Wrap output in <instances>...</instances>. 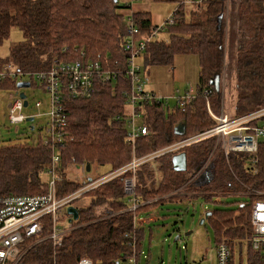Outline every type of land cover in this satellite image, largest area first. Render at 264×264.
Segmentation results:
<instances>
[{"label":"trees","instance_id":"obj_1","mask_svg":"<svg viewBox=\"0 0 264 264\" xmlns=\"http://www.w3.org/2000/svg\"><path fill=\"white\" fill-rule=\"evenodd\" d=\"M173 1L178 2L171 13L173 23L164 21L159 29L150 12L133 13L140 37L158 29L145 45L142 70L152 65H172L179 54L197 55V95L185 112L177 101L172 111L161 102H143L140 109L149 133L138 139L137 156L215 125L207 103L216 113L221 107V83L217 89L215 80L221 78L226 62V0H193L188 15L186 0ZM124 8L126 5L119 0H0V44L13 26L23 33V40L10 48L9 57L0 58V66L11 62L23 71L42 72L50 70L55 60L83 59L98 61L103 70L116 74L107 81L97 79L89 97L63 94L67 123L61 143H48L45 137L37 142L0 143V197L47 192L44 175L52 166L54 154L60 156L56 166L61 177L57 181L59 195L80 186L79 181L66 176L71 165L85 164L86 168L89 163L92 169L96 164L111 171L131 161L125 94L131 89L127 74L130 51L125 49L122 35L127 16L120 11ZM236 15L234 110L242 115L264 105V0H239ZM33 83L32 80L30 86ZM15 88L14 79L0 82V90ZM205 91L210 93L205 95ZM180 124L186 127L182 135L175 132ZM215 142V137H209L182 149L187 157L185 171L174 169L171 154L160 158L158 178L149 165H141L136 171L134 197L144 204L135 210L127 209L131 204L123 187L124 177L131 173L88 192L84 196L92 199L91 204L77 206L78 219L70 222L61 240L26 241L30 248L19 264H78L83 257L94 264H126L135 252L139 255L145 233L135 219L139 211L164 200H176L181 196L173 193L180 187H184L185 195L203 196L208 201L215 195L249 196L238 209H213L208 217L216 229L217 243L226 240L235 255L236 242L249 239L252 233V204L264 198V140L259 144L255 163L246 152L226 155L220 146L215 147ZM50 229V225L45 227L44 236Z\"/></svg>","mask_w":264,"mask_h":264},{"label":"built area","instance_id":"obj_2","mask_svg":"<svg viewBox=\"0 0 264 264\" xmlns=\"http://www.w3.org/2000/svg\"><path fill=\"white\" fill-rule=\"evenodd\" d=\"M124 17L123 39L125 49L130 51L128 59L127 74L131 80V89L126 91L127 105L131 112L127 113V141L132 146L133 156L131 161L117 169L108 171L104 174L91 175L78 180L79 188L65 194L59 195L57 181L61 179L56 173V166L60 161L59 154L52 157V166L49 170L51 174L48 180V191L37 195H11L0 197V264H19L22 257L29 250L30 246L25 242L31 239L39 241L51 239L54 243L61 240L63 235L70 228V217L66 210L69 205L75 204L88 192L96 189L100 185L115 179L116 177L127 175L123 179L126 195L130 202L128 210H135L144 203H139L134 197L136 189V171L146 163H150L155 173L158 174L156 160L164 154L172 156L183 152L185 147L197 143L209 137H215V147L220 146L226 155L232 152H246L253 157L255 163L256 153L259 144L264 140V105L242 115L229 114L221 111L213 112L210 103L207 108L211 116L215 119V125L199 131L196 134L185 136L174 141L167 146L150 151L144 155H136V145L140 137L148 135V127L144 123L143 102L164 100V97L157 93L151 92L144 88L142 77V65L138 58L142 56L145 45L148 40L154 37L157 30L165 25L173 23L171 15L164 23L153 30L148 36H139L140 30L135 22L133 14ZM83 54V53H82ZM115 78V72L105 71L102 69L100 62L76 59L70 61L55 60L52 68L48 71L28 72L23 71L11 62L3 63L0 66V82L14 79L16 88L13 90L12 98L7 104V116L11 124H18L29 117L35 118L39 115H47L45 125V139L61 143L65 136V126L67 123L66 112L63 104V94L67 93L74 98H86L92 95L95 88V81L101 79L107 81ZM41 82L47 88L49 95L48 110L40 111L43 105L41 100L36 101L35 107L37 112L26 113L24 109L25 98L20 93L24 88H18L17 83L20 81ZM32 85V84H31ZM23 89V90H22ZM26 93V92H25ZM210 91H205L208 95ZM197 95L195 85L188 84L184 91L177 90V104L185 112L190 104L193 103ZM142 103V105H141ZM139 118L140 123L137 121ZM34 120V119H33ZM85 169V164L81 166ZM153 169V170H154ZM202 170V169H201ZM65 211V212H64ZM64 213L68 218V228H61L57 222L59 215ZM136 219V217H135ZM251 227L252 235L250 245L257 253L254 264H264V198H260L252 204L251 210ZM51 226V229L44 236L45 227ZM134 238V237H133ZM135 245V240H132ZM217 259L214 264H235V258L229 243L223 240L216 244ZM78 264H94L87 257L79 260ZM126 264H138V255L135 252L128 258Z\"/></svg>","mask_w":264,"mask_h":264},{"label":"rangeland","instance_id":"obj_3","mask_svg":"<svg viewBox=\"0 0 264 264\" xmlns=\"http://www.w3.org/2000/svg\"><path fill=\"white\" fill-rule=\"evenodd\" d=\"M127 1V2H126ZM121 4L144 5L151 13L153 23L161 25L177 8L178 2L173 0H119ZM239 0H226L225 20L229 28L225 34L226 62L221 75L222 100L221 108L229 114L235 113L234 85L235 75L233 63L236 59L237 42V9ZM193 5V0L185 1V12L188 15ZM121 11V10H120ZM125 13V12H124ZM23 40V33L17 26L10 29V34L2 44H0V58H7L10 48ZM138 62L143 65V59L138 58ZM199 58L197 55L179 54L176 55L172 65H152L142 72L144 88L155 91L164 97L166 106L172 111L177 101V90L184 91L188 84H197L199 77ZM23 90V89H22ZM29 105L24 109L26 113L37 112L35 103L38 100L43 102L40 111L48 110L49 95L43 88L41 82H35L30 87L24 88ZM13 90H0V143L16 142H37L45 137V125L47 115H39L33 121H23L18 124H11L7 116V104L12 98ZM127 113L131 108L126 104ZM142 112L143 110L140 109ZM143 120V118H142ZM140 123V119L137 118ZM34 126L31 131L30 127ZM198 132L186 135L190 136ZM179 140V139H177ZM176 140V141H177ZM198 143V142H197ZM170 155V154H164ZM157 160V170L160 177V158ZM172 155V154H171ZM152 168L150 163H146ZM96 164L88 172L84 171L80 165H71L66 175L69 179L81 180L91 174H104L109 171V167H100ZM154 169V168H152ZM155 171V169H154ZM98 172V173H97ZM85 176V177H84ZM51 174L44 175L49 180ZM84 177V178H83ZM184 187L174 191L173 195L181 197L176 200H164L156 205H151L149 210L139 211L136 219L144 227L145 233L141 238L138 264H214L217 259V236L216 229L207 219L201 223L205 212L213 209H238L242 204L247 203L249 196L241 193L226 195H215L212 201L206 200L203 196L189 197L185 195ZM185 195V196H184ZM184 196V197H182ZM89 196H83L76 205L81 206L91 204ZM105 205V204H104ZM104 207H109L105 205ZM96 208L99 209V206ZM103 206L100 207L102 209ZM110 208V207H109ZM109 208H104L107 210ZM65 212V211H64ZM61 228H68L69 221L64 213L59 215L57 222ZM186 233H189L186 235ZM181 235L178 241H174L177 235ZM249 239H243L241 243L236 242L235 264H254V252L251 249ZM251 254V255H250Z\"/></svg>","mask_w":264,"mask_h":264},{"label":"water","instance_id":"obj_4","mask_svg":"<svg viewBox=\"0 0 264 264\" xmlns=\"http://www.w3.org/2000/svg\"><path fill=\"white\" fill-rule=\"evenodd\" d=\"M114 1H117V0H114ZM223 17V15L220 16V19ZM215 85L217 87V89L220 87V79L219 78H216L215 80ZM17 86L18 88H24V87H30V83L27 82V81H20L17 83ZM20 95L25 98V105L28 104V101L26 100V93L24 91H21ZM33 117H29L28 118V121H33ZM31 129L33 130L34 129V126L32 125L31 126ZM175 132L177 134H184L186 132V127L184 124H180L176 127V130ZM172 161H173V167L175 170L177 171H185L187 170V157H186V153L183 151L179 154H176L173 156L172 158ZM91 170V165L89 163L86 164V171H90ZM67 213L69 215H71L69 221H73V220H77L78 219V216H79V210L77 207L75 206H69L67 208ZM212 214V211H206L205 212V215H204V218L202 219L201 223H203L205 221V219H207L210 215ZM189 233H186V235H188ZM180 234L177 235L174 239V241H178L179 238H180Z\"/></svg>","mask_w":264,"mask_h":264},{"label":"crops","instance_id":"obj_5","mask_svg":"<svg viewBox=\"0 0 264 264\" xmlns=\"http://www.w3.org/2000/svg\"><path fill=\"white\" fill-rule=\"evenodd\" d=\"M127 2V1H126ZM139 11H142V12H150L146 6L144 5H135V4H127L126 5V8L122 9L121 12L126 16V15H129V14H133L134 12H139ZM125 12V13H124ZM228 28V27H227ZM149 91H152V90H149ZM155 92V91H153ZM93 168V167H92ZM100 168V166H99ZM98 168V169H99ZM98 173V172H97ZM91 175H96V174H91ZM90 175V176H91ZM73 179V178H72ZM75 180V179H74ZM81 206H85L84 203H82Z\"/></svg>","mask_w":264,"mask_h":264},{"label":"bare ground","instance_id":"obj_6","mask_svg":"<svg viewBox=\"0 0 264 264\" xmlns=\"http://www.w3.org/2000/svg\"><path fill=\"white\" fill-rule=\"evenodd\" d=\"M30 83V82H29ZM46 87V86H45ZM46 90H47V88H46ZM157 102H161V103H164L165 104V101L164 100H159V101H157ZM166 105V104H165ZM221 111H223V112H225V110L223 109V108H221L220 110H219V112L218 113H220ZM214 112V111H213ZM216 113V112H215ZM227 113V112H226ZM211 115V114H210ZM81 167V166H80ZM84 171H86V168L84 169ZM158 176H159V173L158 174H156L155 175V177H157L158 178ZM85 177V176H84ZM86 177H88L89 178V180H90V177L91 176H89V175H87ZM82 179V178H81ZM123 187H124V191H125V193H127L126 192V190H125V185H123ZM20 196H24V195H20ZM28 196V195H27ZM78 203V201L77 202H75V204H72L73 206H75V207H77L78 205H76ZM72 205H69V206H72ZM68 206V207H69ZM67 207V208H68ZM78 208V207H77ZM66 212H67V210H66Z\"/></svg>","mask_w":264,"mask_h":264}]
</instances>
